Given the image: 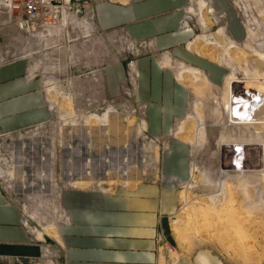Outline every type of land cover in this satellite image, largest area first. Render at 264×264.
<instances>
[{"label": "rangeland", "instance_id": "1", "mask_svg": "<svg viewBox=\"0 0 264 264\" xmlns=\"http://www.w3.org/2000/svg\"><path fill=\"white\" fill-rule=\"evenodd\" d=\"M129 3L0 0V66L20 64L26 90L48 112L25 123V111L0 108V194L38 249L0 264H63L64 192L165 183L167 151L182 143L188 174L171 178L178 202L168 231L162 225L176 257L206 247L223 264H264V88L250 83L264 78V0H183L173 9L189 36L178 52L104 8ZM163 74L186 93L168 132L148 117L164 103L162 84L154 88ZM222 142L245 144L248 154L263 148L235 171L237 155L233 166L219 164Z\"/></svg>", "mask_w": 264, "mask_h": 264}, {"label": "crops", "instance_id": "2", "mask_svg": "<svg viewBox=\"0 0 264 264\" xmlns=\"http://www.w3.org/2000/svg\"><path fill=\"white\" fill-rule=\"evenodd\" d=\"M182 2L130 0L125 6L108 4L104 8L113 17L123 16L132 22L135 33L153 34L160 46H173L174 52H178L181 51L179 44L189 36L185 30L179 29V13L173 9ZM147 15L150 16L144 18ZM139 18L144 19L138 21ZM137 25L142 28H136ZM19 65L0 66V108L25 111L21 112L25 123L42 121L48 117V112L41 104L39 92L26 90L28 83L21 78L23 69ZM173 67L181 69L182 64ZM176 75L179 78L180 73L176 71ZM163 76L162 83H159L154 75V88L157 92L162 84L164 103L150 106L148 117L155 126L159 120L163 122V131L168 132L171 117L179 116L185 109L186 93L169 74ZM16 93L23 94L6 102L7 107H1L2 98ZM167 153L170 162L165 169L168 175L165 183L147 181L113 193L93 190L64 192L62 201L68 218L60 224L63 264H163L156 253L157 226L160 220L168 231L167 226L172 222L169 216L177 207L178 192L171 178L186 179L188 174L185 145H172ZM37 254L38 249L28 243L17 209L8 205L0 194V259L28 258ZM214 254L211 248L184 247L173 264H223Z\"/></svg>", "mask_w": 264, "mask_h": 264}, {"label": "bare ground", "instance_id": "3", "mask_svg": "<svg viewBox=\"0 0 264 264\" xmlns=\"http://www.w3.org/2000/svg\"><path fill=\"white\" fill-rule=\"evenodd\" d=\"M213 10L211 7H209V9L207 11H211ZM219 35H223V31H220L219 32ZM242 54H244L242 52ZM195 71V70H194ZM197 72V71H195ZM257 73V72H256ZM244 76V78L246 79H250L249 77V72L247 73V71L244 72V74L242 75ZM240 79H243V78H240ZM255 79V78H254ZM242 81V80H241ZM250 83L256 87V88H264V78L262 79H255V80H251ZM247 143V142H246ZM259 144V143H258ZM254 144L251 148V151H250V154L247 153V148L245 146V144H237V143H229V142H222L220 145H219V150H218V153L220 155V166L223 167V166H231L232 163L234 162V155H237V161L236 162H239V160L241 161L240 158H243V161H242V165L244 167H247V166H250L251 163L255 162L256 158H254L255 154L257 153V151L260 149L263 148V144ZM234 145H240L243 147V153L241 154L240 152H237L235 149H234ZM252 145V144H251ZM249 148V147H248ZM254 155V156H253ZM250 156V157H248ZM253 157V158H252ZM256 157V156H255ZM235 164V163H234ZM241 165V166H242ZM252 165V164H251ZM233 166V165H232ZM254 166V165H253ZM236 167V166H235ZM242 168V167H241ZM225 169V168H224ZM232 170V169H231ZM234 170V168H233ZM235 171H243L242 169L240 168H235ZM245 171V170H244ZM244 173V172H243Z\"/></svg>", "mask_w": 264, "mask_h": 264}, {"label": "built area", "instance_id": "4", "mask_svg": "<svg viewBox=\"0 0 264 264\" xmlns=\"http://www.w3.org/2000/svg\"><path fill=\"white\" fill-rule=\"evenodd\" d=\"M28 5L30 8H32L33 2H29ZM233 147L237 152H240L241 154L243 153L244 149L242 146L234 145ZM240 159L241 161L239 160V162H235L236 168H241L243 158ZM184 185L182 184V187ZM158 224L159 226L157 228V233L155 235L156 253L158 257H160L163 260V264H173L177 258L175 247L171 244L170 236L162 227L160 220Z\"/></svg>", "mask_w": 264, "mask_h": 264}]
</instances>
